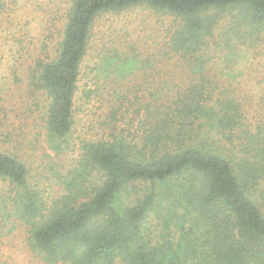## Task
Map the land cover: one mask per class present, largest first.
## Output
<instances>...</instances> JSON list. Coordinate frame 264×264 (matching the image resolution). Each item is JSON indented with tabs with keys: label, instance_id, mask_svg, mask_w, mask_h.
<instances>
[{
	"label": "trees",
	"instance_id": "1",
	"mask_svg": "<svg viewBox=\"0 0 264 264\" xmlns=\"http://www.w3.org/2000/svg\"><path fill=\"white\" fill-rule=\"evenodd\" d=\"M141 4L179 20L168 49L195 78L175 98L137 104L141 132L132 139L116 131L84 141L64 176L65 194L49 207L31 186L26 163L0 150V178L14 189L3 220L30 226L28 243L49 264H264V134L245 132L241 154L223 150L220 138L234 144L243 131V108L226 92L210 90L205 74L211 39L231 53L264 30V0H73L59 53L39 62L35 78L51 97L49 141L59 150L72 131L96 18ZM126 58L103 60L101 71L118 60L116 71H132L136 61ZM122 105L109 118L117 120ZM136 182L148 188L125 202ZM150 214L162 224L154 237Z\"/></svg>",
	"mask_w": 264,
	"mask_h": 264
},
{
	"label": "rangeland",
	"instance_id": "2",
	"mask_svg": "<svg viewBox=\"0 0 264 264\" xmlns=\"http://www.w3.org/2000/svg\"><path fill=\"white\" fill-rule=\"evenodd\" d=\"M72 2L0 0V150L18 155L26 163L29 182L47 207L65 194L64 176L75 166L84 141L108 138L116 131L132 139L141 132L137 104L175 98L195 78L189 66L168 49L179 21L174 15L144 4L102 13L94 22L81 64L72 131L62 147L55 149L47 136L51 97L38 87L36 79L39 62L50 61L59 53ZM209 46L205 74L211 78L210 90L238 99L244 115L243 131L237 133L241 136L236 135L235 143L225 138L218 143L227 153L241 154L248 141L245 132L264 134V30L251 41L234 46L231 53L218 38L211 39ZM117 55L123 60L134 58V69L127 67L122 75L116 71L118 60L103 73V60ZM122 103L119 118H109L112 108L120 110ZM12 188L8 180L0 178V264H49L28 243L30 226L14 218L3 220ZM147 188V182H136L129 193L124 192L125 202ZM148 220L152 236H157L162 224L153 214Z\"/></svg>",
	"mask_w": 264,
	"mask_h": 264
}]
</instances>
